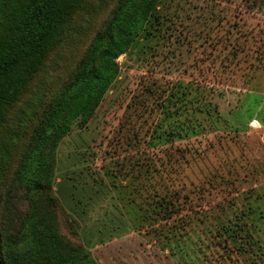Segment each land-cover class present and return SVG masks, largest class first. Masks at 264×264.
Listing matches in <instances>:
<instances>
[{
    "label": "rangeland",
    "instance_id": "obj_1",
    "mask_svg": "<svg viewBox=\"0 0 264 264\" xmlns=\"http://www.w3.org/2000/svg\"><path fill=\"white\" fill-rule=\"evenodd\" d=\"M95 1L26 100L59 90L63 63L89 42L83 24L105 15ZM9 20L0 13V51ZM117 61L88 120L34 121L20 140L11 176L43 164L39 151L47 175L36 193L9 181L16 243H35L24 231L34 216L60 237L44 264H264V0H159ZM26 105L0 112L18 129Z\"/></svg>",
    "mask_w": 264,
    "mask_h": 264
},
{
    "label": "trees",
    "instance_id": "obj_2",
    "mask_svg": "<svg viewBox=\"0 0 264 264\" xmlns=\"http://www.w3.org/2000/svg\"><path fill=\"white\" fill-rule=\"evenodd\" d=\"M158 1H95L99 10H105V15L100 23L93 18L91 24H83L85 32L89 33V42L80 59L73 56L63 63L62 68L64 66L68 77L58 81L61 82L59 90L26 100L24 94L27 88L34 77L45 69L51 54L60 51L85 0H0V13L10 17L5 22L8 41L0 51V107H15L22 98L28 104L25 108L28 123L18 129L7 124L6 113L0 112V133L4 129L0 143V264H44L47 252L49 256L56 252L58 244L55 241L59 242L60 238L54 231L46 234L43 221L38 222L33 216L25 222L24 231L26 236H34L35 243L25 250L16 243L19 233L11 226L14 214L10 206L12 185L9 181L12 182L15 176L22 177L30 190L36 193L41 190L47 175L46 159L39 151L43 164L33 167L31 162L29 166L15 170L11 176V160L20 140L26 139L34 121L44 123L49 118H55L52 126L56 127L61 117L71 118L72 121L89 119L119 76L117 58L126 53L136 38L147 30ZM3 193H7L6 199ZM35 193L33 196H36ZM37 240H44L46 244L39 245ZM77 260L76 264L89 262V258L83 255L77 256ZM59 263L57 261L56 264Z\"/></svg>",
    "mask_w": 264,
    "mask_h": 264
}]
</instances>
